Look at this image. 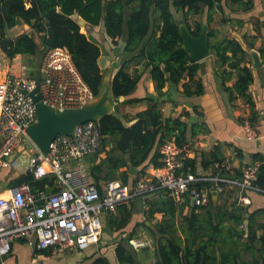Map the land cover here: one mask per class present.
<instances>
[{
  "label": "trees",
  "instance_id": "16d2710c",
  "mask_svg": "<svg viewBox=\"0 0 264 264\" xmlns=\"http://www.w3.org/2000/svg\"><path fill=\"white\" fill-rule=\"evenodd\" d=\"M223 2L233 12H249L255 6V0H0V41L7 35L5 29L12 28L22 20L43 35L42 44L45 47L49 23L54 34L53 46H65L70 50L80 73L97 95L104 78L99 65L101 48L81 31V25L74 16H80L92 25L103 22L107 34L115 43L124 39V52L127 54L126 60L111 81L114 97L131 94L146 72L159 95L164 93L168 83L179 84L184 80L186 96L200 95L204 88L202 82L196 79L199 63L193 61L190 53L183 47L180 22L176 20L172 7L183 11V23L194 37L200 35L203 24L201 21L190 23L189 15L201 14L206 8L210 51L216 56L217 72L223 79L224 88L230 93L231 101L241 96L252 105L249 86L254 75L247 65L248 53L235 38L212 39L215 37V30L211 27L214 22L213 14L217 10L224 11ZM237 22L243 24L241 20ZM39 51V43L34 35L22 33L9 38L5 54L14 58L20 54L36 55ZM260 53L264 61V47L260 48ZM137 63H143V69H135L132 73L131 64ZM234 74L237 76L234 85L226 86L227 80ZM146 99H131L130 102ZM99 126L103 135V147L99 153L91 156L96 161L91 169V176L98 184L97 187L102 179H105L106 185L108 180L118 176L127 183L130 176L129 163L136 168L141 167L152 153L154 166L160 167L161 144L171 138L178 145L184 144L188 129V124L181 117L165 118L157 103L138 113L130 125L114 112L104 117ZM104 151L107 157L99 158ZM254 160L261 162L255 183L264 189V155L256 154ZM217 161L223 162L225 157L215 152L211 159H205L209 166ZM194 163L190 158L186 160V166H191L195 172ZM120 168L126 169L118 174ZM144 174L140 171L136 180ZM17 182L18 185L28 184L33 192L52 184L50 176L36 178L30 171L23 173ZM210 183L198 181L195 185L205 190ZM100 191L102 192L101 189ZM157 192L163 193L165 198L161 200L162 206L151 210L152 215L156 211L164 213L162 221L157 225V232L162 236L156 243V264H245L242 261V251H250L254 246L242 241L245 230L240 226L246 220L249 242L259 240L262 248L258 251L260 255H264V222L257 221L264 211L251 212L242 206L238 201V189H228L223 194H218L222 203L216 205H213L211 195L210 203L201 207L190 206L189 194L185 195L188 199L179 203L178 207L177 200L163 189ZM129 207L119 208L123 215L117 227L127 224L130 218ZM186 207H190V212L184 215ZM176 213L183 217L181 223L175 221ZM257 228L263 229L258 238L255 231ZM128 245L131 246L130 240L125 242L123 239L116 244L115 251L120 264H136ZM92 264L111 263L107 257L100 255Z\"/></svg>",
  "mask_w": 264,
  "mask_h": 264
},
{
  "label": "built area",
  "instance_id": "2783aa9c",
  "mask_svg": "<svg viewBox=\"0 0 264 264\" xmlns=\"http://www.w3.org/2000/svg\"><path fill=\"white\" fill-rule=\"evenodd\" d=\"M19 59L12 58L9 72L0 82V172L7 166L24 167L36 178L50 176L52 184L47 187L57 183V188L48 195L46 188L33 192L23 183L12 186L7 196H0V264H8L13 243L20 239L30 242L35 237L37 248L51 255L90 248L100 241L104 213H115L121 206H130L136 198L160 189L177 201L189 194L197 207L208 204L214 190L223 194L238 189L240 203H250L251 192L264 194L255 183L260 161L247 164L240 175H231L229 164L217 161L213 174L200 176L186 166L190 146L178 145L174 138L159 148L162 174L143 175L131 186L121 179H110L101 192L84 163L87 156L99 153L103 147L99 124L84 122L74 135H58L49 152L41 151L26 133L37 120L36 104L30 96L36 87V74L25 64L12 73ZM39 70V86L47 105L75 108L95 97L65 46H45ZM259 118L264 119V108ZM244 129L248 136H257L249 120L244 121ZM198 181L211 183L204 190L195 185Z\"/></svg>",
  "mask_w": 264,
  "mask_h": 264
},
{
  "label": "crops",
  "instance_id": "0c3cea01",
  "mask_svg": "<svg viewBox=\"0 0 264 264\" xmlns=\"http://www.w3.org/2000/svg\"><path fill=\"white\" fill-rule=\"evenodd\" d=\"M223 5V12L217 10L213 14L214 22L211 27L215 30V37L212 39L215 41L222 38H235L248 53L247 65L251 67L254 75L253 82L249 86L252 105L241 96L234 101L230 100V93L224 88L223 79L217 72L216 56L211 51L206 58L198 61L199 70L196 79L203 84L204 92L202 94L186 96L184 94V80L179 84L168 83L164 88V93L159 95L153 80L149 73L146 72L131 94L118 98L114 97L112 101L114 112L127 125L132 124L136 115L146 110L153 103H157L165 118L181 117L188 124L184 144L190 146L191 153L189 158L194 160L195 173L200 176L214 173V163L209 166V164L205 163V159H211L215 152L225 157V161L230 166L231 175L241 174L247 164L259 161L254 160V155H264V119L259 118V112L264 108V61L260 53V48L264 47V0H255L254 9L249 12H233L230 11L225 2H223ZM74 18L81 25V31L100 46L99 65L104 76L110 74V77L107 78L111 84L115 73L127 57L124 52V39L121 38L118 43H115L107 34L103 22L99 25H92L86 20H84V23H80L83 20L80 16L75 15ZM239 20L243 24H239L237 22ZM196 21H201L202 26L208 25L206 22V8L201 14L189 15L190 23L194 24ZM6 33L9 38H15L22 33H31L37 42L43 37L41 33L34 31L31 26L23 21L21 23L18 21L17 25L8 29ZM107 36H109V41H107ZM99 38L102 40H99ZM251 50L259 53L263 63L262 67H253L254 62L250 53ZM2 54L3 56H0V82L8 74L10 61L12 60L5 52ZM23 56L20 54L15 57L20 58ZM135 69L141 71L143 63L131 64L130 71L133 73ZM236 79L237 76L234 74L227 80L226 86H233ZM140 98L147 99L146 101L130 102L131 99ZM245 120L251 122L252 129L257 135L256 137L247 135L244 129ZM152 156L153 153L141 167L136 168L137 173H133L128 169V174L130 175L128 182L123 183L131 186L140 171L149 177L162 174L161 169L154 166L153 159H151ZM106 157V151L99 155V158ZM84 163L91 173L96 161L93 157L87 156L84 159ZM125 169L120 168L118 174ZM26 171L27 169L24 167L18 169L10 166L4 167L0 172V196H7L11 187L18 185V179ZM119 177L117 178L121 179ZM105 182V179H102L98 186L102 192L105 191ZM164 198L165 195L158 192L137 198L129 207L130 218L127 224L122 227H117L121 223L122 209L118 208L115 213H104L102 215L104 227L100 241L90 248L84 250L72 249L57 255H51L49 252H41L37 247H34L32 242L36 238L33 237L30 242L27 240L15 241L7 262L8 264H92L96 257L102 255L107 257L111 264H120L115 248L116 244L123 239L125 242L130 240L131 246L128 245V250L135 258L136 264H156L157 249L153 243L155 242L156 245L162 236L157 232V225L162 221L164 213L156 211L152 215L151 210L162 206L161 200ZM188 198L190 206L196 207L191 197L189 196ZM188 198L184 196L181 201H176L178 207L179 203H183ZM211 199L213 205L221 203L218 196L216 199H213V197ZM240 204H243L242 206L251 212L256 210L264 211V194L253 192L250 194V203L243 202ZM189 208L186 207L184 209V215L189 214ZM180 215L178 213L175 215L177 223L182 222L183 217ZM257 221L258 223L264 222V213L260 214V218ZM240 227L245 230L242 241L249 245H254L252 247L254 250L242 251L243 263L264 264V255H260L258 251L262 248L261 242L257 239L255 242H249L248 240V221L246 220L244 225ZM255 231L257 238L263 233L262 228H257ZM179 234L182 235L180 231ZM137 242L144 243V245L136 246L135 243ZM146 245H152L150 250L145 249ZM147 251L149 253L145 254Z\"/></svg>",
  "mask_w": 264,
  "mask_h": 264
},
{
  "label": "water",
  "instance_id": "95a60500",
  "mask_svg": "<svg viewBox=\"0 0 264 264\" xmlns=\"http://www.w3.org/2000/svg\"><path fill=\"white\" fill-rule=\"evenodd\" d=\"M19 22L21 23L22 21L19 20ZM80 23H84V19L81 20ZM180 29L183 35V47L190 53L192 60L198 62L206 58L210 53L208 25L205 24L202 27V31L197 37L192 36L184 24L180 26ZM7 30L8 29H5V31ZM53 39V30L48 23V38L46 40V45L53 46ZM8 40L9 37L6 36L1 41V49L3 51L7 48ZM250 53L254 62L253 67H262L263 63L259 53L255 50H251ZM107 77H110V74L104 76L100 92L83 106L58 109L44 103L39 86L41 72L38 70L35 76L36 87L30 92V96L36 104L37 120L26 129V133L32 142L41 151L47 153L50 151L51 144L58 135H74L78 125L88 121H95L99 124L104 117L114 113L112 102L114 95L111 92V84ZM129 170L133 173H137L136 167L131 163L129 164ZM56 188L57 183L46 187L47 194H52ZM211 195L213 199H216L218 192L214 190L211 192ZM32 245L37 247V239L32 242Z\"/></svg>",
  "mask_w": 264,
  "mask_h": 264
},
{
  "label": "rangeland",
  "instance_id": "374dc122",
  "mask_svg": "<svg viewBox=\"0 0 264 264\" xmlns=\"http://www.w3.org/2000/svg\"><path fill=\"white\" fill-rule=\"evenodd\" d=\"M173 11H174V13H175V18H176V20L177 21H179L180 22V24L182 25V24H184V23H182V22H184V20H185V17H184V13H183V11H180V10H176L175 8H173ZM186 27V26H185ZM86 34V33H85ZM87 35V34H86ZM43 38V37H42ZM40 39V40H38V43H39V48H40V51L36 54V55H24L23 57H20V59H19V61H18V63L16 64V65H13L12 66V73H15L17 70H18V68L20 67V65H22V64H25L27 67H28V69L30 70V71H32V73L33 74H36L37 73V71L39 70V68H40V62H41V57H42V51H43V44H42V40L43 39ZM99 40H102L101 38H99ZM107 41H109V36H107ZM0 46H1V44H0ZM5 51H3L1 48H0V56L2 57L3 56V54L2 53H4ZM0 61H1V59H0ZM12 63V60L10 61V64ZM0 64H1V62H0ZM19 72V71H18ZM105 152V151H104ZM221 203H222V200L220 199L219 200ZM241 228V227H240ZM154 244V246H156L155 245V242L153 243ZM146 248L145 249H147V250H150V248L152 247V245L151 246H148V245H146L145 246ZM156 250V249H155ZM153 251V250H152ZM147 253H149L148 251L147 252H145V254H147Z\"/></svg>",
  "mask_w": 264,
  "mask_h": 264
}]
</instances>
